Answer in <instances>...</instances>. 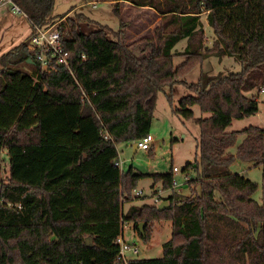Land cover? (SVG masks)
Wrapping results in <instances>:
<instances>
[{
  "label": "trees",
  "instance_id": "1",
  "mask_svg": "<svg viewBox=\"0 0 264 264\" xmlns=\"http://www.w3.org/2000/svg\"><path fill=\"white\" fill-rule=\"evenodd\" d=\"M108 1L119 17L121 2L161 15L143 40L142 52L150 48L149 54L135 55L121 30L83 13L55 17V0H14L33 31L60 21L73 73L61 65L42 72L32 34L0 58V264H264V175L259 203L253 197L258 184L230 171L236 159L264 168V127L229 130L234 118L259 111L252 91L264 86V0ZM204 14L215 34L210 48ZM183 40L189 57L230 56L241 64L238 72L202 71L174 107L200 129L197 157L183 170L197 175L188 182L189 196L172 187L174 167L149 174L115 164L117 144L150 134L158 93L169 88L173 101L178 75L193 66L188 59L173 67ZM195 105L210 115L196 117ZM145 177L171 191L162 197L170 206L125 211ZM162 220L172 223L162 257L117 258L126 222L147 240V226Z\"/></svg>",
  "mask_w": 264,
  "mask_h": 264
},
{
  "label": "rangeland",
  "instance_id": "2",
  "mask_svg": "<svg viewBox=\"0 0 264 264\" xmlns=\"http://www.w3.org/2000/svg\"><path fill=\"white\" fill-rule=\"evenodd\" d=\"M94 2L98 4L96 8L92 5ZM11 7L12 5L10 4L5 8H0V58L24 41H27L32 29L27 15L24 12H14ZM112 9L113 4L108 0H55L54 16L61 17L68 12L67 16L83 13L89 18L111 27L115 31L121 30L122 42L135 55L142 56L149 54L150 48L145 53L142 52V49L146 46L143 40L153 35L155 28L161 22V15L150 7H137L129 2L120 3V17L115 15ZM59 22H57L56 27ZM202 22L205 45L208 48L213 47L215 34L212 27L208 24L205 14L202 16ZM186 45L187 40H183L176 46L175 55L173 56V67L176 68L183 65L188 59L190 60L189 64L193 66L186 73L178 75L177 82L172 86L173 101L170 102L168 98V93H170L169 88L158 93L150 130V134L153 137L151 150L139 148L135 151L134 144L137 141H122L117 144V147L119 158L124 162L122 170L125 172L131 167L136 172L149 174L167 173L173 167L179 168L180 172L175 174V178L181 185L176 190L185 196H189L192 193V187L188 185V182L197 175L195 171H190V179L187 183H184L185 173L183 170L189 161H194L197 157L200 129L193 121H188L175 113L174 107L178 105V101L182 96L190 93L186 85L197 82L202 71L213 75L220 72L225 74L230 71L238 72L241 70V64L234 57L230 56H209L204 59L200 58V56L189 57L184 52ZM27 68L30 69L29 66ZM180 82H185L186 84L183 83V85ZM262 88L264 86L259 90L255 89L252 91L260 100L259 111L243 119L234 118L229 128L230 131L242 130L250 125L264 127V103L262 102L264 100V92H262ZM192 109L196 117H207L210 115L209 112L203 113L198 105L193 106ZM243 138L244 135L242 133L238 134L235 144L229 149L232 153H236L238 145L242 142ZM3 157L6 158L7 156L3 154ZM230 171L243 174L251 181L257 183L259 187L253 197L259 203H262L264 168L253 162L236 159L231 164ZM6 172L1 173V177L6 178ZM193 186L198 192L201 191L199 185L193 184ZM161 187L162 182L154 184V180L151 177L141 178L137 181L136 190H142L143 194L138 196L136 191H134L133 199L129 201L126 199L124 204L125 211L131 205L160 204L163 201L162 197H167L171 192L163 190L159 193ZM157 195H159L160 202H156ZM147 227L150 236L149 239L145 240L139 236L133 222H126L124 224L121 239L130 245H136L138 249L137 253L133 251L128 252V258H156L163 256V245L172 237L171 221L162 220L154 222Z\"/></svg>",
  "mask_w": 264,
  "mask_h": 264
},
{
  "label": "built area",
  "instance_id": "3",
  "mask_svg": "<svg viewBox=\"0 0 264 264\" xmlns=\"http://www.w3.org/2000/svg\"><path fill=\"white\" fill-rule=\"evenodd\" d=\"M12 5V11L16 13L22 12V9L14 2V0H0V7ZM93 7H97L98 4L96 2L92 3ZM30 47L34 50L36 60L40 63L41 71H50L55 70L57 65L64 66L68 68L71 72L70 67V60H69V51L65 48L63 41H62V35L56 25H52L49 27H39L35 26L34 31L30 37ZM73 73V72H72ZM262 92H264V88H262ZM153 141V137L151 134L147 135L142 140L138 141V148L143 150H148L151 147V142ZM116 165L122 166L124 165V162L119 158L116 163ZM179 168L174 167L173 173L174 178L172 181V187L177 188L181 185L175 178V174L179 173ZM190 176L188 173H185L184 176V183H187L190 179ZM183 184V183H182ZM164 189L161 187L159 190V193H161ZM136 194L138 196H141L143 194L142 190L137 191ZM156 202L159 201V195H157ZM120 242V252L118 255V259L127 261V253L128 252H138L136 245H130L123 239H119Z\"/></svg>",
  "mask_w": 264,
  "mask_h": 264
},
{
  "label": "water",
  "instance_id": "4",
  "mask_svg": "<svg viewBox=\"0 0 264 264\" xmlns=\"http://www.w3.org/2000/svg\"><path fill=\"white\" fill-rule=\"evenodd\" d=\"M134 149H135V151L138 149V144L137 143L134 144ZM169 206H170L169 202L167 200H163L162 202H160V204H158V209L159 210H164L165 208H168ZM145 226H146L145 222H141L139 224L140 232L143 235L145 234Z\"/></svg>",
  "mask_w": 264,
  "mask_h": 264
},
{
  "label": "crops",
  "instance_id": "5",
  "mask_svg": "<svg viewBox=\"0 0 264 264\" xmlns=\"http://www.w3.org/2000/svg\"><path fill=\"white\" fill-rule=\"evenodd\" d=\"M7 6H8V5H7ZM5 7H6V6L0 7V8H5ZM6 9H7V8H6ZM11 9H12V8H11ZM30 24H31V22H30ZM32 31H33V30L31 29V33H30V35L32 34ZM30 35L28 36V38L30 37ZM28 38H27V39H28ZM138 149H139V148H138Z\"/></svg>",
  "mask_w": 264,
  "mask_h": 264
}]
</instances>
